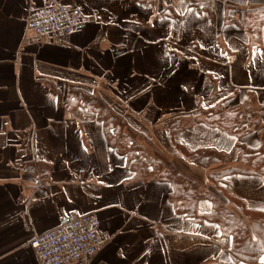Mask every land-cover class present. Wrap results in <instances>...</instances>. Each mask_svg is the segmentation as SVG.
Masks as SVG:
<instances>
[{"label": "crops", "instance_id": "obj_1", "mask_svg": "<svg viewBox=\"0 0 264 264\" xmlns=\"http://www.w3.org/2000/svg\"><path fill=\"white\" fill-rule=\"evenodd\" d=\"M51 1L0 0V264H42L31 240L66 215L92 212L99 249L69 264H264V255L235 261L217 222L180 213L170 182L137 177L98 114L66 101L77 88L110 99L181 173L196 179L201 167L209 191V172L225 164L203 167L177 146L228 153L264 143V118L242 139L196 118L219 104L247 105L253 94V111L264 104V45L241 25L242 8L228 10L227 0H57L80 8L87 27L36 41L31 12ZM220 184L264 210L261 175L234 173ZM212 205L203 198L199 210Z\"/></svg>", "mask_w": 264, "mask_h": 264}, {"label": "trees", "instance_id": "obj_2", "mask_svg": "<svg viewBox=\"0 0 264 264\" xmlns=\"http://www.w3.org/2000/svg\"><path fill=\"white\" fill-rule=\"evenodd\" d=\"M242 1L227 0L228 10L235 8L237 11L238 8L239 11L242 8L241 25L250 33L253 45L263 46L264 0L245 4ZM229 20L233 21L235 18L229 17ZM66 101L70 108L80 106L98 114L104 122L109 144L127 156L137 177L170 182L173 186L171 197L180 213L194 220L217 222L221 228V236L226 238L235 261H260L264 255V210L249 207L242 198L229 193L220 183L234 173H254L264 179V143L256 148L244 145L241 151L228 153L211 148L192 150L177 146L187 160L203 167L208 168L216 161L225 164L224 168L209 172L208 179L213 187L209 191H203L197 180L181 173L177 163L167 153L153 146L148 137L134 126L133 119L113 105L110 99L87 89L77 88L69 94ZM256 101L253 94L247 105L238 104L227 108L219 104L201 110L196 118L242 139L262 126L264 104L258 107V112L253 111L251 105ZM239 144L243 145L241 141ZM203 198L212 201L211 211L199 210V201Z\"/></svg>", "mask_w": 264, "mask_h": 264}, {"label": "built area", "instance_id": "obj_3", "mask_svg": "<svg viewBox=\"0 0 264 264\" xmlns=\"http://www.w3.org/2000/svg\"><path fill=\"white\" fill-rule=\"evenodd\" d=\"M89 17L78 7L52 0L31 12L28 28L36 41L47 35L66 36L87 27ZM100 219L95 212L64 216L60 224L30 242L42 264H69L93 257L101 244Z\"/></svg>", "mask_w": 264, "mask_h": 264}, {"label": "rangeland", "instance_id": "obj_4", "mask_svg": "<svg viewBox=\"0 0 264 264\" xmlns=\"http://www.w3.org/2000/svg\"><path fill=\"white\" fill-rule=\"evenodd\" d=\"M243 1H245V0H243ZM255 96H256V95H255ZM256 98H257V97H256ZM261 98L264 99V93L261 94ZM191 165H192V164H191ZM193 167L196 168V169H198V167H196V166H194V165H193ZM209 167H211V166H209ZM200 168H201V167H199V171H200V172H197L198 174H196V175H198L199 177H196V179H197L198 183L200 182V184L202 185V184L205 182V179H204V178H205V177H204L205 174L203 173V172H205V171H204L202 168H201V169H200ZM209 171H210V170H209ZM185 174H186V173H185ZM203 174H204V175H203ZM186 175H187V174H186ZM196 179H195V180H196ZM209 182H211V181H209ZM211 184H212V183H211ZM207 186H208V185H207ZM201 188H202V186H201ZM208 188L211 189V185H209ZM208 188H206V189L208 190ZM202 189H203V188H202ZM210 189H209V190H210Z\"/></svg>", "mask_w": 264, "mask_h": 264}]
</instances>
